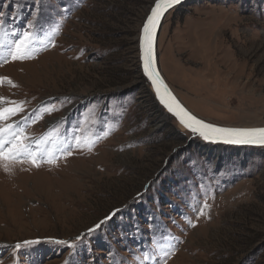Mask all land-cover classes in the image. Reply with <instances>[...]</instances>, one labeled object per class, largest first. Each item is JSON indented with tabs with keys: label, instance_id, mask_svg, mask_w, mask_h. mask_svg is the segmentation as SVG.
I'll return each mask as SVG.
<instances>
[{
	"label": "rangeland",
	"instance_id": "1",
	"mask_svg": "<svg viewBox=\"0 0 264 264\" xmlns=\"http://www.w3.org/2000/svg\"><path fill=\"white\" fill-rule=\"evenodd\" d=\"M153 2L0 0L7 32L24 31L36 13L38 48L28 59H0L7 78L0 106L39 109L31 136L58 129L62 139L75 133L83 142L39 167L24 161L6 171L0 162V264H156L143 256L169 242L166 264H264V147L204 141L156 108L138 59ZM158 53L197 115L264 126V0H193L173 9Z\"/></svg>",
	"mask_w": 264,
	"mask_h": 264
},
{
	"label": "snow or ice",
	"instance_id": "2",
	"mask_svg": "<svg viewBox=\"0 0 264 264\" xmlns=\"http://www.w3.org/2000/svg\"><path fill=\"white\" fill-rule=\"evenodd\" d=\"M42 0H36L39 5ZM181 3V0H154V5L151 7L150 12L147 14L146 20L143 23L141 35L139 38L141 59L143 61L144 72L152 85L155 87L157 95L160 96L162 102L166 105L168 112L173 113L178 119L179 123L187 130L193 137H200L204 141H222L229 144L237 145H264V127H248V128H231L221 127L214 123L206 122L204 119L198 118L196 115L187 110L180 102L171 95L166 85H163L164 91L161 93V80L159 72L154 68V38L158 28L162 24L164 15L174 6ZM36 13H33V20H29L22 32H13L11 35L16 37L13 40H7L9 32L4 30V22L0 21V59L7 62V58L13 61L24 60L31 58L33 53L38 51L36 47L37 36L32 31L36 27L34 20ZM50 33L49 35H54ZM42 46H46L43 41L40 42ZM48 43H52L51 40ZM7 78L0 77V82ZM9 83L11 81L9 80ZM3 98H0L2 101ZM12 106H0V162L4 163L5 170H8L10 163L28 161L33 166L39 167L41 162L47 161L54 163L59 159L60 155L71 156L74 147L82 146V139L79 135L73 134L71 140L62 139L58 129L52 130V133L42 136L40 138L31 136L27 133L26 129L29 123H36L37 119L43 117H36L35 113L39 109H34L32 115L25 114L24 102H10ZM55 110L52 108H45V112ZM18 117L17 119H14ZM79 132V129L76 130ZM95 140L87 141L88 145L94 144ZM50 145V147H45ZM142 194L138 193L137 197ZM207 204L201 206L198 214L202 215L204 208ZM120 209H115L108 216L98 221L93 227L87 229V235H91L97 229H100L108 220L112 218ZM85 234L77 236L76 241H81ZM49 242L68 245L75 247L74 243L66 240L50 239ZM39 243L38 240L23 241L24 246ZM155 243V242H154ZM20 243L15 245L19 249ZM174 252V246L169 242L167 246H161L156 243L154 255L145 253L143 259L148 261L155 259L156 264L165 262L167 258Z\"/></svg>",
	"mask_w": 264,
	"mask_h": 264
},
{
	"label": "water",
	"instance_id": "3",
	"mask_svg": "<svg viewBox=\"0 0 264 264\" xmlns=\"http://www.w3.org/2000/svg\"><path fill=\"white\" fill-rule=\"evenodd\" d=\"M188 0H181V3L174 6L173 8H171L163 17L162 19V23L164 21V19L166 18V16L168 15V13L173 10L174 8H176L177 6L179 5H182L184 4L185 2H187ZM154 5V2L152 3V5L150 6V9L151 7ZM150 9L148 11V13L150 12ZM147 17V16H146ZM146 20V18H145ZM145 20L143 21V23L145 22ZM142 27H143V24L141 26V30H142ZM161 28H162V24L161 26L158 28L157 30V33L155 35V38H154V47H153V56H154V68H156V70L159 72V75H160V80H161V93H163L164 91V88H163V85H166L169 92L171 93V95L175 96V98L180 102V104H182L187 110H189L191 113H193L194 115H196L198 118H201V119H204L202 117H200L199 115H197L194 111H192L183 101L182 99L178 96L177 92L174 90V88L172 87V85L169 83V81L167 80L166 76L164 75L162 69H161V66H160V59H159V53H158V39H159V36H160V31H161ZM141 30H140V34H139V37H138V55H139V64H140V69H141V72L142 74L145 76V78L148 80L150 86H151V90L153 92V94L155 95V97L157 98L158 102L160 103L161 106H163L167 112V114L171 115L174 117V119L179 123V119L173 114V113H170L168 112L167 110V107L166 105L162 102L161 98L159 95H157L156 91H155V87L152 85L151 81L148 79L147 75L145 74L144 72V68H143V61L141 59V50H140V42H139V38H140V35H141ZM206 122H209V123H213L209 120H206L204 119ZM216 124V123H214ZM218 126H221V127H231V128H248L247 126H244V127H240V126H227V125H220V124H217ZM259 127H264V126H259ZM210 143H213V144H218V145H223V144H228V145H236V146H251V147H264V145H247V144H244V145H237V144H229V143H224L222 141H217V142H212V141H208Z\"/></svg>",
	"mask_w": 264,
	"mask_h": 264
},
{
	"label": "trees",
	"instance_id": "4",
	"mask_svg": "<svg viewBox=\"0 0 264 264\" xmlns=\"http://www.w3.org/2000/svg\"><path fill=\"white\" fill-rule=\"evenodd\" d=\"M192 1H193V0H188V1L185 2L184 4L179 5V6H177V7L174 8V9H175V10H176V9L178 10V9H180L181 7L187 5L188 3L192 2ZM15 23H16V22H15ZM14 25H15V24H14ZM13 27H14V26H13ZM15 29H16V28H12V30L9 31V33H10L9 35H11V33H13ZM14 38H16V37H14ZM8 59L11 60L10 58H8ZM138 59H139V55H138ZM9 62H10V61H9ZM5 63H7V62H5ZM5 63H1V62H0V67H2V65L5 64ZM139 73H140V77L142 78L143 82L146 84V87H147L149 93H150L151 96H152V102H154V104H155V106H156V108H157L158 110H162V111L166 114L167 112L165 111V108H164L163 106L160 105V103L158 102V100H157V98L155 97V95L153 94V92H151V90H150V84H149L148 80L145 78V76L142 74L140 67H139ZM167 115H168L171 119L175 120L173 116H171V115H169V114H167ZM104 242H105V241H104ZM102 245H104V243H102ZM78 255L80 256V258H84V255L82 254V252H79ZM72 260H73V258L71 257V259H70V261H69L68 263H71Z\"/></svg>",
	"mask_w": 264,
	"mask_h": 264
},
{
	"label": "bare ground",
	"instance_id": "5",
	"mask_svg": "<svg viewBox=\"0 0 264 264\" xmlns=\"http://www.w3.org/2000/svg\"><path fill=\"white\" fill-rule=\"evenodd\" d=\"M178 124H179L180 128H182L183 130H185V129L183 128V126H182L180 123H178ZM249 147H251V146H249Z\"/></svg>",
	"mask_w": 264,
	"mask_h": 264
}]
</instances>
